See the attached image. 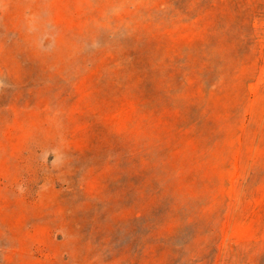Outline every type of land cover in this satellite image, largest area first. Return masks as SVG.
Listing matches in <instances>:
<instances>
[{"label": "rangeland", "instance_id": "rangeland-1", "mask_svg": "<svg viewBox=\"0 0 264 264\" xmlns=\"http://www.w3.org/2000/svg\"><path fill=\"white\" fill-rule=\"evenodd\" d=\"M0 264H264V0H0Z\"/></svg>", "mask_w": 264, "mask_h": 264}]
</instances>
